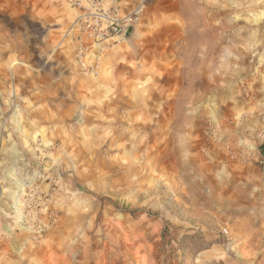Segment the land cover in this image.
I'll return each instance as SVG.
<instances>
[{
  "label": "rangeland",
  "instance_id": "obj_1",
  "mask_svg": "<svg viewBox=\"0 0 264 264\" xmlns=\"http://www.w3.org/2000/svg\"><path fill=\"white\" fill-rule=\"evenodd\" d=\"M146 1L104 51L112 93L71 120L85 140L50 177L40 156L0 173V264H264V0ZM78 16L0 0V76L52 56L63 22L77 46Z\"/></svg>",
  "mask_w": 264,
  "mask_h": 264
},
{
  "label": "crops",
  "instance_id": "obj_2",
  "mask_svg": "<svg viewBox=\"0 0 264 264\" xmlns=\"http://www.w3.org/2000/svg\"><path fill=\"white\" fill-rule=\"evenodd\" d=\"M64 12H67L69 17L73 16V11ZM56 15L59 16L58 19L65 18L59 10ZM70 25L68 22H63L49 30L47 38L52 56L49 54L44 58H38L37 55L32 54L29 60L20 57L21 62L29 63L28 68L24 70L19 68V72L0 76V173L2 175L19 173L22 170L36 175L37 172L32 165L34 161L31 159L40 156L49 159L44 174L52 176L59 168V162L55 160L61 158L60 154L68 151V144L75 142V137L78 135L81 142L85 140L86 132L85 130L81 132L80 126L85 128L87 122L82 125L71 123L77 111L82 109L85 113L88 104L90 108H87V111L94 110L93 106L100 103L103 96L112 93L109 84L106 83L105 75L107 68L111 66L109 57L113 51L104 53L100 57L98 67L102 78L101 75L90 77L84 74L75 57L76 43L73 31H69ZM88 60L92 62L93 58L88 57ZM72 130L77 133L73 134ZM51 144L52 147H49L48 145ZM46 187H48L47 183L41 185L44 190ZM2 203L3 200L0 206L4 205ZM17 235L14 232L7 239L13 240L19 237ZM2 251L4 254L13 253L16 248L10 250L3 247Z\"/></svg>",
  "mask_w": 264,
  "mask_h": 264
},
{
  "label": "built area",
  "instance_id": "obj_3",
  "mask_svg": "<svg viewBox=\"0 0 264 264\" xmlns=\"http://www.w3.org/2000/svg\"><path fill=\"white\" fill-rule=\"evenodd\" d=\"M69 2L79 10V16L72 25L77 40V60L80 66L91 74H96V63L109 48V40L116 42L127 39L135 31L147 3L146 0H116L107 7L103 0ZM89 55L93 56V64L86 66Z\"/></svg>",
  "mask_w": 264,
  "mask_h": 264
},
{
  "label": "bare ground",
  "instance_id": "obj_4",
  "mask_svg": "<svg viewBox=\"0 0 264 264\" xmlns=\"http://www.w3.org/2000/svg\"><path fill=\"white\" fill-rule=\"evenodd\" d=\"M89 57L93 58V56H92V55H89Z\"/></svg>",
  "mask_w": 264,
  "mask_h": 264
}]
</instances>
